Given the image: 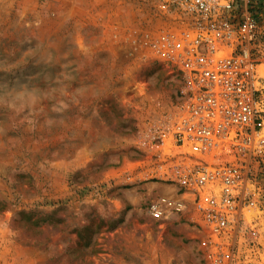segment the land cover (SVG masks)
<instances>
[{
  "label": "rangeland",
  "instance_id": "rangeland-1",
  "mask_svg": "<svg viewBox=\"0 0 264 264\" xmlns=\"http://www.w3.org/2000/svg\"><path fill=\"white\" fill-rule=\"evenodd\" d=\"M187 21L167 0H0V264H264V147L221 242L148 210L179 188L145 132L181 104L159 40Z\"/></svg>",
  "mask_w": 264,
  "mask_h": 264
},
{
  "label": "built area",
  "instance_id": "built-area-1",
  "mask_svg": "<svg viewBox=\"0 0 264 264\" xmlns=\"http://www.w3.org/2000/svg\"><path fill=\"white\" fill-rule=\"evenodd\" d=\"M167 1L188 18L159 40L163 59L182 75V101L172 119L150 124L145 143L162 160L164 180L179 188L148 210L156 220L192 210L219 243L246 197L243 163L264 147V18L255 0Z\"/></svg>",
  "mask_w": 264,
  "mask_h": 264
}]
</instances>
